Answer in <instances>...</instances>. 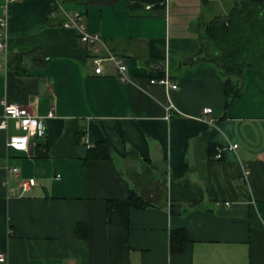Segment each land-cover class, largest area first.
Segmentation results:
<instances>
[{
  "label": "crops",
  "instance_id": "0c3cea01",
  "mask_svg": "<svg viewBox=\"0 0 264 264\" xmlns=\"http://www.w3.org/2000/svg\"><path fill=\"white\" fill-rule=\"evenodd\" d=\"M235 1L61 0L121 56L122 81L109 60L94 72L51 1L0 0V118L2 101L54 112L27 151L7 146L13 119L0 128V264H264V75L246 68L228 102L200 43ZM165 75L176 88L150 82ZM100 141L110 157L86 160Z\"/></svg>",
  "mask_w": 264,
  "mask_h": 264
},
{
  "label": "trees",
  "instance_id": "16d2710c",
  "mask_svg": "<svg viewBox=\"0 0 264 264\" xmlns=\"http://www.w3.org/2000/svg\"><path fill=\"white\" fill-rule=\"evenodd\" d=\"M200 41L202 50L208 55L206 58L216 64L224 77L228 102L238 98L242 94L246 68L264 75V0H236L229 14L204 24ZM110 152L109 143L100 141L89 147L86 160L108 158ZM129 201L133 206L146 205L134 192L130 193ZM111 206L108 201V208ZM185 239L184 230H172L171 250H179Z\"/></svg>",
  "mask_w": 264,
  "mask_h": 264
},
{
  "label": "built area",
  "instance_id": "2783aa9c",
  "mask_svg": "<svg viewBox=\"0 0 264 264\" xmlns=\"http://www.w3.org/2000/svg\"><path fill=\"white\" fill-rule=\"evenodd\" d=\"M15 0H6V4L10 3ZM51 4L54 6V9L52 12H50V15L52 18L55 17V13L61 12L65 20L62 23L64 27H75L79 31V37L80 40L89 46V53L91 57V62L93 65V70L96 74H102L103 73V62L104 61H112L119 73V78L122 81L127 80L126 77V64L122 61V58L120 55L113 53L109 50H107L106 46L103 44L102 38L96 34V33H87L84 30V26L82 24L83 15L80 10H73L68 11L63 6L61 0H51ZM7 12V11H6ZM6 19L7 14L5 17H0V50H2L6 43ZM151 83L159 84L164 86L165 88H176L177 84L173 83L167 75L161 77V78H152L150 80ZM3 103V114L0 118V128L5 129L8 126V122L10 119H13L15 122V128L19 131V133L11 135L7 140V146L12 147L11 145L13 143L19 144L22 142L23 138L27 137V150L29 146V139L31 137L34 138H41L46 134L47 125L46 120L54 117L53 110H50L46 116H36L33 115L25 106L8 103L5 101H2ZM203 113L207 114L211 112V108L206 107L203 108ZM43 125V129L39 131V125ZM33 126L37 127V130L34 134L32 133ZM237 147V144H232L226 148H217V152L215 154L216 158H221L223 156V152L226 149H234ZM16 150H18L15 147H12ZM26 150V151H27ZM25 151V150H23ZM12 171L17 172V168H12ZM33 183L32 180L23 181L21 183L23 188H26L27 186L31 185ZM0 261L4 259L3 254L0 255Z\"/></svg>",
  "mask_w": 264,
  "mask_h": 264
},
{
  "label": "clouds",
  "instance_id": "9594fccd",
  "mask_svg": "<svg viewBox=\"0 0 264 264\" xmlns=\"http://www.w3.org/2000/svg\"><path fill=\"white\" fill-rule=\"evenodd\" d=\"M42 129H43V125L41 124V125H39V131H41ZM36 130H37V127L33 126L31 134H34ZM11 146L17 148L18 150H25L26 151L27 150V137L23 138L21 143H19V144L13 143ZM0 259H2V258H0Z\"/></svg>",
  "mask_w": 264,
  "mask_h": 264
}]
</instances>
